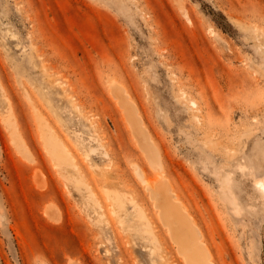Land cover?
<instances>
[{"label":"rangeland","instance_id":"obj_1","mask_svg":"<svg viewBox=\"0 0 264 264\" xmlns=\"http://www.w3.org/2000/svg\"><path fill=\"white\" fill-rule=\"evenodd\" d=\"M157 182L264 264V0H0V264H185Z\"/></svg>","mask_w":264,"mask_h":264},{"label":"bare ground","instance_id":"obj_2","mask_svg":"<svg viewBox=\"0 0 264 264\" xmlns=\"http://www.w3.org/2000/svg\"><path fill=\"white\" fill-rule=\"evenodd\" d=\"M142 138H143V141L146 142L144 140V137ZM143 141L142 143H144ZM145 144H147V142ZM141 145L144 146L143 144ZM62 151L63 150H58L56 154V161L60 165L63 164L65 160V155H64L65 153L63 152L64 153L63 154ZM150 162H154V159ZM258 184L260 185L262 189H264L263 183H258ZM165 185L157 182V185L155 187H151L150 190L152 191V195H153L151 197L155 203V206L160 210L159 211L160 220L167 228V231L169 232V236L171 237V239L177 245V249L179 253L181 254V256L183 257L185 264H211L209 260L210 258L208 259V253L206 250V246H204L202 243H200V241H198L200 239H197L193 231V228L186 221L185 217L183 216V213L180 211L179 207L177 206L176 204L177 201L176 202L174 201L175 200L174 196L173 194H171L169 187H167L168 185L167 186ZM142 218L143 217L141 216V219L139 222H141ZM199 238H200V235H199Z\"/></svg>","mask_w":264,"mask_h":264}]
</instances>
